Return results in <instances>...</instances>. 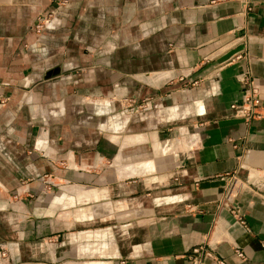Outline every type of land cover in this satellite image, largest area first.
Segmentation results:
<instances>
[{"label": "crops", "instance_id": "crops-1", "mask_svg": "<svg viewBox=\"0 0 264 264\" xmlns=\"http://www.w3.org/2000/svg\"><path fill=\"white\" fill-rule=\"evenodd\" d=\"M261 242L264 0H0V264H264Z\"/></svg>", "mask_w": 264, "mask_h": 264}, {"label": "built area", "instance_id": "built-area-1", "mask_svg": "<svg viewBox=\"0 0 264 264\" xmlns=\"http://www.w3.org/2000/svg\"><path fill=\"white\" fill-rule=\"evenodd\" d=\"M45 16L41 15L38 17L37 22L35 24V29L37 32H40L41 22L45 20ZM43 27V26H42ZM242 81L245 85L243 101L240 105L232 104L231 107L237 110V115L244 119L245 122L249 123L251 120L256 117H260L262 113L259 111L261 107V96L259 93L258 85H256L248 76H244ZM237 180H234L232 184H230L223 193L221 203L228 208H231L234 212L232 206V200L234 196L242 189L246 187L245 184H241L240 182L236 184ZM240 222L244 223L240 218ZM261 246L264 249V242H261ZM236 254L239 257H244L243 253L239 250H235ZM203 254L204 257L215 258L217 264H225L224 260L217 258L211 250L203 247L197 246L192 249V259H195L196 254ZM6 250L4 247L0 246V257L5 256Z\"/></svg>", "mask_w": 264, "mask_h": 264}, {"label": "rangeland", "instance_id": "rangeland-1", "mask_svg": "<svg viewBox=\"0 0 264 264\" xmlns=\"http://www.w3.org/2000/svg\"><path fill=\"white\" fill-rule=\"evenodd\" d=\"M51 15H52L51 13H50L49 15H48V14L43 15V16H45L46 18H45V20H44L43 22H41V25H42L43 27L41 26L42 29H40V33L42 32L43 28L45 27L46 21H47L49 18H51ZM35 31H36V29H35ZM36 32H37V31H36ZM38 33H39V32H38ZM137 107H138L139 110H143V109L148 108L144 102H141V103L137 104ZM145 107H146V108H145ZM134 158H135V157H130V159H134Z\"/></svg>", "mask_w": 264, "mask_h": 264}]
</instances>
